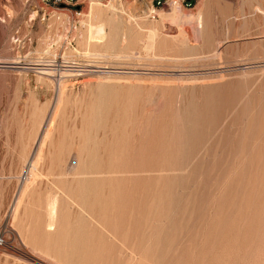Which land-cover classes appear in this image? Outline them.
Returning <instances> with one entry per match:
<instances>
[{"label": "rangeland", "instance_id": "obj_1", "mask_svg": "<svg viewBox=\"0 0 264 264\" xmlns=\"http://www.w3.org/2000/svg\"><path fill=\"white\" fill-rule=\"evenodd\" d=\"M103 1L0 0V264H264L258 0Z\"/></svg>", "mask_w": 264, "mask_h": 264}, {"label": "bare ground", "instance_id": "obj_2", "mask_svg": "<svg viewBox=\"0 0 264 264\" xmlns=\"http://www.w3.org/2000/svg\"><path fill=\"white\" fill-rule=\"evenodd\" d=\"M171 6H172V10L174 11V14L180 13L181 16L186 17L188 21H190L191 23L195 24V36L197 38H199L200 40H202L203 42L206 41V37L204 34V24H205V19H206V15L207 12L210 10V6L212 4V0H198L197 5L195 6V11H193L191 14H186V13H182L181 12V4L180 2H178L177 0H172L171 2ZM254 6V5H253ZM101 7H105L108 9H112L115 7L114 3L112 1H108L107 3L103 0H89V11L88 13L84 14V16H86V20L91 21L92 19L96 21V23H89L88 26V32H87V38L88 40L92 41L93 44H100L101 42H104L105 39L109 36V43L110 45L113 44V39L115 37V33L112 30L111 32H108L105 29V25L101 19V16L99 14V10L101 9ZM256 7V6H254ZM257 12L264 14V10H262L260 7H256L255 9ZM150 11L155 12V8L154 7H150ZM154 14V13H153ZM105 22V21H104ZM88 23V22H87ZM262 37H264V35H261ZM88 41V42H90ZM90 44V43H89ZM92 44V43H91ZM92 44V45H93ZM102 44V43H101ZM264 65V62H263ZM53 68V67H52ZM48 74H46L47 76L51 77L52 79L54 78V82L56 83V85L58 84L59 86V92H61V78H56L54 72L52 73L50 70L46 71ZM59 74V73H58ZM63 74V73H62ZM59 77V76H58ZM61 77V76H60ZM55 85V84H54ZM264 118V117H263ZM104 121V120H103ZM39 131H37V134L33 137V144H35V141L38 140L41 136V134L38 133ZM37 142V141H36ZM32 150L28 151V157L26 159H24V164L26 166V164L29 166L31 163V160L33 159V155L35 154V148L34 145L31 147ZM32 151V152H31ZM29 168V167H28ZM33 173H30V178L32 177ZM58 174V173H57ZM62 174H68L67 171L65 170H60L59 171V175ZM68 183H66V180H61L58 179L57 181V186L61 187L63 189H66V192L68 193V195L70 197H73V191L70 188V184L68 186H66ZM253 189V188H252ZM26 191V190H25ZM96 192V191H95ZM22 193V192H21ZM21 195V194H20ZM49 197V196H48ZM47 197V198H48ZM17 198V197H16ZM93 198V197H92ZM254 199V198H253ZM48 200V199H47ZM46 200V202H47ZM95 201V200H94ZM15 205L12 208L14 211L17 208V205L19 203V199L15 201ZM122 203V202H121ZM57 206H58V196H57V192L56 191H52L49 197V200L46 204V219H47V224H52L53 221L55 220L56 216H57ZM127 206V205H126ZM125 206V207H126ZM133 206V205H132ZM99 208V206H98ZM13 211V212H14ZM120 211V210H119ZM90 212V211H89ZM235 212V211H234ZM111 215V212H110ZM115 215V214H114ZM222 218V217H221ZM119 223V221L117 222ZM89 235V234H88ZM99 242V241H98ZM91 250V249H90ZM59 251V250H58ZM86 251V250H85ZM67 254V253H66ZM91 254V253H90ZM78 256V254H77ZM84 256V255H83ZM66 257H68V254L66 255ZM85 258V257H84ZM99 259V258H98ZM69 262V261H68Z\"/></svg>", "mask_w": 264, "mask_h": 264}, {"label": "crops", "instance_id": "obj_3", "mask_svg": "<svg viewBox=\"0 0 264 264\" xmlns=\"http://www.w3.org/2000/svg\"><path fill=\"white\" fill-rule=\"evenodd\" d=\"M254 6L260 7L262 10H264V0H258V2H256V4H254ZM254 6H253V12H252L253 13L252 21L255 24H259L260 23V30H259V33H258L257 36H258V38H264V37L261 36V35H264V25L261 24L263 22V20H264V14L257 12L255 10L256 7H254ZM209 12H210V10L207 12L205 23H206V20L208 18ZM204 34H205L204 37H206V41H205V43L203 45L205 46V45L210 43V38H211L210 35L211 34H208V32H206L205 28H204Z\"/></svg>", "mask_w": 264, "mask_h": 264}, {"label": "built area", "instance_id": "obj_4", "mask_svg": "<svg viewBox=\"0 0 264 264\" xmlns=\"http://www.w3.org/2000/svg\"><path fill=\"white\" fill-rule=\"evenodd\" d=\"M48 2H50L51 0H46ZM63 0H54V3H59ZM7 247V241L6 239L0 235V253Z\"/></svg>", "mask_w": 264, "mask_h": 264}, {"label": "trees", "instance_id": "obj_5", "mask_svg": "<svg viewBox=\"0 0 264 264\" xmlns=\"http://www.w3.org/2000/svg\"><path fill=\"white\" fill-rule=\"evenodd\" d=\"M193 0H190L189 3H191Z\"/></svg>", "mask_w": 264, "mask_h": 264}]
</instances>
